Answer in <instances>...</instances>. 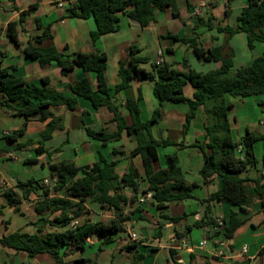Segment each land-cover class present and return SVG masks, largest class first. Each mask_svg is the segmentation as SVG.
Returning <instances> with one entry per match:
<instances>
[{
  "label": "trees",
  "instance_id": "1",
  "mask_svg": "<svg viewBox=\"0 0 264 264\" xmlns=\"http://www.w3.org/2000/svg\"><path fill=\"white\" fill-rule=\"evenodd\" d=\"M8 1L15 8L16 0ZM32 9L21 12L18 21H12L7 26V35L17 45H19L18 26H23ZM167 10H170L174 17H180L177 0H75L74 4L68 7L67 16L83 20L94 19L96 30L91 33L94 44L102 35L119 30L122 15H127L141 27H147L157 21L159 14ZM36 22L43 32L33 37L34 43L25 47L24 54L33 60H38L42 67L57 63L63 75H67L75 67L86 72H95L97 88L84 78L74 85L65 87L74 94L73 97H68L65 90L49 87L50 82L47 80H44V87H40L16 77L8 69H0V107L26 118L21 128L3 138L8 143L17 142L27 132L29 118L39 114V120L46 126L40 134L38 148L35 151L38 156L52 155L45 149V143L52 138L54 131L63 126L62 117L55 116L49 108L65 106L68 110L76 111L78 97H82L89 100L96 109L107 107L114 114L113 120L118 126L117 131L112 134L104 130L87 128V135L104 145L121 140L123 132L136 136L138 145L129 158L141 156L144 176L133 163L127 172L119 175L117 173L119 160L110 161L102 155L93 165L76 166L71 161L48 163L50 176L53 179L51 185L29 179L18 181L14 189H0V198H4L7 205L14 207L16 212L22 210L23 200L28 203L34 202L37 217L28 223L34 227L33 233L25 232L20 228L13 233L2 235L0 244L17 253H25L29 258L49 255L56 264H97L87 258L73 261L68 259L77 252H85L91 248L94 240L99 242L97 254L103 252L105 246L115 243L125 232V223H133L135 214H140L137 220H145V216L142 215L144 209L140 205L129 213H125V207L134 206L136 203L143 204L140 199L148 194L152 195L151 202L159 213L158 237H161V230L166 223L177 224L189 219L190 215L195 216L196 213L184 212L183 215L173 217L167 213L170 203L194 198L191 194L192 186L186 180L177 155L167 156L166 168L159 170L154 168V163L158 159L157 148L176 145V142L170 139L157 140L151 134V129L162 118L165 102L188 104L185 131L190 128L198 109L204 108L207 117L205 140L195 144L205 159L200 175L206 181L217 176L222 179L223 184L222 188L213 193L209 199L202 201L205 205L204 215L186 229L189 231L195 228L214 227L216 237L221 236L229 242L233 240L236 231L245 221L232 213L228 222L223 220V225L218 226V219L211 214L210 204L211 202L227 203L246 210L256 199L264 200V175L258 172L255 178L252 179L250 176L251 170L257 164L254 145L258 141H264V136L247 130L240 142L234 141L229 119L233 105L228 102L227 97L244 99L264 96V52L251 65L237 68L234 75L230 76V72L235 68L234 53L226 52L224 46L204 48L197 34V30L204 26L200 19L195 21L192 37L167 34L165 38L169 40L170 47L166 48V55L173 56L175 54L173 47L179 43L188 46L201 62H220L221 65L217 69L205 73L190 68L177 70L163 62L153 63L151 69L146 70L142 66L150 63V59L140 56L141 49L133 44L130 47V58L120 62V83L115 87V93L129 92L131 82L136 78L149 80L154 83L153 95L158 106L151 118L143 121L140 106L143 100L142 92L139 91L136 97L128 96L125 104L130 116L128 120L120 114V106L110 94L111 89L106 78L108 61L106 54L98 51L69 53L67 46L61 52L52 44L54 36L51 25L42 27L39 19ZM211 25L208 26L212 27ZM216 29L230 36L244 33L250 49L254 47L255 42L264 45V0H248V5L242 9L237 18L236 27L220 24L216 25ZM12 70L15 68L13 67ZM188 83L195 89L192 99L184 94V87ZM258 105L264 112V99ZM25 146L18 144V150ZM240 147L241 151H239ZM144 180L149 184L147 190L141 187ZM248 181L253 182V191L247 185ZM126 190L129 194L125 192ZM88 202L113 212L114 217L108 221L85 218L90 215ZM5 206L0 205V217L4 214ZM9 223L10 221L7 220L6 226ZM177 236L181 239L183 234L177 233ZM208 238L210 239V236ZM140 243L143 241L133 242L125 247L132 254V264H140L146 258V255L139 251ZM151 251L157 252L158 248H152ZM170 252L172 264H186L174 258L177 251ZM261 253L264 254V249ZM111 264L117 263L112 261Z\"/></svg>",
  "mask_w": 264,
  "mask_h": 264
},
{
  "label": "crops",
  "instance_id": "2",
  "mask_svg": "<svg viewBox=\"0 0 264 264\" xmlns=\"http://www.w3.org/2000/svg\"><path fill=\"white\" fill-rule=\"evenodd\" d=\"M60 1L16 0L14 8V5L8 0H1L0 69H8L16 77L40 87H44V80H47L50 82L49 87L60 91L65 90L68 97H73L74 94L71 90H66L65 87L74 85L84 78L88 79L94 88H97L98 83L95 72H86L75 67L67 75H63L57 63L54 62L51 65L42 67L38 60H33L24 54L25 47L34 43L33 37L43 32V29H39L37 26L36 20L39 19L42 27L51 25L54 36L52 44L59 51L63 52L65 46H67L69 53H76L88 47L91 52L98 51L106 54L108 58L106 78L111 89L110 94L116 99L117 105L120 106V114L128 120H130V116L125 108L128 96L136 97L139 91L142 92L143 100L140 106L143 121L150 119L158 106L153 95L154 83L149 80L136 78L131 82L129 92L115 93L114 89L120 83V62L130 58L131 45H137L141 49L140 56L150 59V63L142 66L146 70H150L151 64L158 62L159 52L163 53L162 61L172 65L177 70L190 68L205 73L217 69L221 65L220 62H201L188 46L179 43L173 47L175 50L173 56L166 55L165 50L168 46L170 47L169 40L165 38L167 34L192 37L195 21L200 19L204 25L197 30L201 45L206 49L224 46L226 52L232 51L234 53L235 68L230 72V76L234 75L237 68L251 65L264 52V45L260 42H255L254 47L250 49L247 36L244 33L230 36L216 29V25L220 24L236 27L237 18L242 9L248 5V0H177L180 10L179 18L174 17L172 12L167 10L159 14L157 21L147 27H141L127 15H122L119 30L102 35L94 44L91 38V33L96 30L94 19L83 20L68 17V7H61L59 5ZM28 9L32 10L26 22L23 26H18L19 45H17L7 35V26L12 21H18L20 13ZM209 24H212V27H209ZM44 45H50V43H44ZM185 66L186 68H184ZM13 67L15 70H12ZM194 92V87L190 83L186 84L184 87L185 96L192 99ZM227 98L228 102L233 105L229 119L234 141L240 142L247 130L259 136H264V112L258 105L264 99V96L244 99L228 96ZM49 109L55 116L62 117L63 126L54 131L52 138L45 143V149L51 152L52 155L42 154L38 156L35 151L38 148L40 134L46 126L45 123L39 120V114L29 118L28 130L17 142L8 143L3 137H5V133L18 128L4 130L2 136H0V162L5 160L16 162L13 169L15 174L5 176L0 170L1 190L14 189L18 181L29 179L42 182L48 180L52 183L53 179L50 176L48 163L71 161L76 166L93 165L98 161L100 155L110 161L119 160L117 165L119 175L127 172L131 163H133L141 175L144 176V165L141 156L129 158L138 145L136 136L123 132L121 140L104 145L87 135V128L104 130L110 134L117 131V122L113 120L114 114L107 107L96 109L89 100L78 97V109L76 111L68 110L65 106H51ZM188 111L189 106L186 103L165 102L162 109V118L151 129V134L157 140L170 139L176 142V145L157 148L158 159L154 163L155 170L167 167V156L177 155L186 180L192 186L191 194L194 198L184 202L170 203L167 213L173 217L183 215L184 212L196 214L195 216L190 215L191 218L194 217L193 222L187 218L177 224L166 223L161 230V237H158L159 228L152 227L148 230L149 227L146 224L150 220L151 222H158L159 218V213L151 202L152 199L143 204H134L131 210L140 205L144 209L142 215L146 219L137 220L140 215L137 213L133 216V223L130 224L134 227L137 226L143 237L153 239L150 244H139V251L146 255V258L140 264H172L171 250L177 251L174 255L175 259L186 264H264V254L261 253L264 248V200L256 199L254 204L246 210L227 203L211 202V214L216 219L228 222L232 213H235L240 220L245 221L230 242L221 236L216 237V228L214 227L195 228L189 231L186 229L188 225H192L204 215L205 205L202 204V201L209 199L223 185L222 179L217 176L206 181L200 175V171L205 165V159L195 144L205 140L207 117L204 108L200 107L190 128L185 131ZM0 112L14 115L13 111L1 107ZM258 143L260 141L254 145L257 164L251 170L250 176L252 179L257 176L258 172L264 175V142L259 152L256 151ZM18 144L26 146L18 150ZM19 151L23 153V156H19ZM114 152L117 154H114ZM9 154L15 155L16 159L9 158ZM247 185L253 191V182L248 181ZM141 187L147 190L149 187L148 182L142 181ZM125 192L129 194V191L126 190ZM33 199H35V196H33ZM5 201L4 198H0V205H6V209L9 205ZM26 206H29L33 213L26 215L23 211ZM9 207L11 211L16 212L14 207ZM21 208L22 210L18 213L25 217V224L22 226L13 225L12 219L4 218L5 214H3L0 217V237L4 234L13 233L20 228L24 229L25 232H34L35 229H31V226L28 225L30 221L37 218L34 212V202L28 203L23 200ZM101 210L112 213L111 217H114L113 212L102 208ZM91 214L85 218L95 220V217ZM7 220L10 223L6 226ZM128 223L124 224L126 230L118 237L117 241L104 247L103 252H110L112 255L109 264L112 261L117 264H131L130 262L122 263L117 260L118 252L122 251L117 248H121L122 239L131 232L128 229ZM177 233L183 234V237L178 238ZM208 236H210V239ZM173 238L186 241L189 243V247L177 249L172 242ZM94 241H92V244L95 247L92 246L85 252H77L69 259L72 261L81 258L94 260L91 259V256L97 254L99 246L98 240ZM202 242H206L204 247L199 246ZM0 247L5 249L6 252H13L14 255H18L23 260L22 264H39L41 257L45 255L29 258L25 253H17L13 249L3 247L1 244ZM152 248H158V251L152 252ZM245 248L247 251L244 250Z\"/></svg>",
  "mask_w": 264,
  "mask_h": 264
},
{
  "label": "rangeland",
  "instance_id": "3",
  "mask_svg": "<svg viewBox=\"0 0 264 264\" xmlns=\"http://www.w3.org/2000/svg\"><path fill=\"white\" fill-rule=\"evenodd\" d=\"M25 121H26V118L24 116H18L15 114L8 115L5 112H0V136H2L4 130H9L13 128L19 129L20 127L23 126ZM263 142L264 141H260V143L257 144V149H256L257 152H259L260 149L263 147ZM18 154L19 156H23V153L20 151L18 152ZM15 165H16L15 161L12 162V161L5 160V161L0 162V170L1 172H3L5 176H10V175L15 174V170H13L15 168ZM87 205H88L90 213H92L91 216H94L95 220L108 221L112 219L111 217L112 213L103 212V210H101V208L98 205L92 204L90 202H88ZM132 207L134 206L130 205V206L125 207V213L131 212ZM26 208H28V210H26ZM26 208L25 207L23 208V211L24 213H26V215L33 213V210L29 206H26ZM4 214H5L4 218L12 219L13 225L22 226L25 224V220H26L25 217L20 215L18 212H14L13 210L11 211V208L9 206H7L6 209H4ZM193 218L190 217L189 220L193 222L192 221L194 220ZM146 224L149 227L148 230L152 229V227L153 228L158 227L157 226L158 222H151V220L149 221V223H146ZM127 225H128V229H130L131 232L137 234L138 239L137 241H135L129 234L126 235L121 241V244H120L122 245L120 246L121 248H117V249L122 250L118 252L117 260L122 263L130 262L132 264V260H133L132 254H130L125 249V247L133 242L138 243L139 241H143V243L145 244H150L153 239L151 240L147 237H143V235L141 234L142 233L141 230H139L137 226L134 227L130 223H128ZM31 229H34V227L31 226ZM93 247H95V245H93ZM91 259H94L92 261H95L98 264H109L110 261L112 260V255L110 254V252L108 253L102 252L96 255L94 254L93 256H91ZM68 261H72V260L68 259ZM22 262L23 260L18 255L16 254L14 255L13 252H6L5 249L0 247V264H22ZM38 263L39 264H56L54 259H52L49 255L48 256L43 255L41 257V260ZM81 264H89V263H81Z\"/></svg>",
  "mask_w": 264,
  "mask_h": 264
},
{
  "label": "built area",
  "instance_id": "4",
  "mask_svg": "<svg viewBox=\"0 0 264 264\" xmlns=\"http://www.w3.org/2000/svg\"><path fill=\"white\" fill-rule=\"evenodd\" d=\"M74 2H75V0H61V1L59 2V5H60L61 7H65V6H67V7H71V5L74 4ZM162 57H163V53H162V52H159V60H158L157 64H161V63H163V61H162ZM263 122H264V121H263ZM9 134H11V132H7V133H5V135H9ZM239 151H241V147L239 148ZM8 157L11 158V159H16V156L13 155V154H9ZM44 184H45V185H49L50 182H49L48 180H45ZM149 199H152V195H151V194H148L146 197L141 198V199H140V202L144 203V202H146V201L149 200ZM217 223H218V226H222V225H223V220H222V219H218V220H217ZM129 235H130L135 241H137L138 236H137L136 233L130 232ZM172 242L175 244V246H176L177 249H186V248L189 247V243H187L186 241H182V240L179 241V240L173 238V239H172ZM205 245H206V242H202L201 245H199V246L204 247ZM263 249H264V248H263ZM244 250L247 251L246 248H245ZM220 254H222V252H220Z\"/></svg>",
  "mask_w": 264,
  "mask_h": 264
},
{
  "label": "water",
  "instance_id": "5",
  "mask_svg": "<svg viewBox=\"0 0 264 264\" xmlns=\"http://www.w3.org/2000/svg\"><path fill=\"white\" fill-rule=\"evenodd\" d=\"M82 52L91 53V49L88 48V47L87 48L85 47V48L82 49ZM184 68H186V66Z\"/></svg>",
  "mask_w": 264,
  "mask_h": 264
}]
</instances>
